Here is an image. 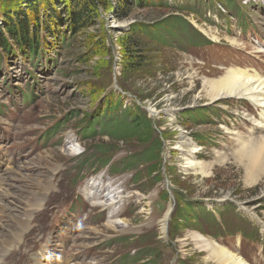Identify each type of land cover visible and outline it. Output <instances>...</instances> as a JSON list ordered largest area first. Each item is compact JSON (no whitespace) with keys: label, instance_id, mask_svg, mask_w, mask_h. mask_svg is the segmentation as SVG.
Here are the masks:
<instances>
[{"label":"rangeland","instance_id":"rangeland-1","mask_svg":"<svg viewBox=\"0 0 264 264\" xmlns=\"http://www.w3.org/2000/svg\"><path fill=\"white\" fill-rule=\"evenodd\" d=\"M19 17L35 53L7 32ZM1 35L0 244L8 227L26 228L0 264L29 249L26 264L43 252L42 264H208L197 233L264 264V177L248 185L232 155L259 113L249 101L199 96L229 61L264 74V47L254 45L264 42V0H0ZM139 108L163 144L157 174L146 160L130 163L149 143L106 132ZM184 139L202 170L185 171ZM220 153L228 158L216 162Z\"/></svg>","mask_w":264,"mask_h":264},{"label":"bare ground","instance_id":"bare-ground-1","mask_svg":"<svg viewBox=\"0 0 264 264\" xmlns=\"http://www.w3.org/2000/svg\"><path fill=\"white\" fill-rule=\"evenodd\" d=\"M208 35L210 37H213L217 42H219V39L217 36L214 35L213 30H208ZM217 42L214 43L218 44ZM262 42L258 40V43L257 42L254 43V45L256 46L255 51H257L258 53L260 51L261 52L263 51V49L262 50L257 49L264 47L263 46L264 42L263 43ZM229 43H231V46L234 47L237 46V47H241L242 49H245V46L242 45V43L239 42L237 39L230 40ZM238 49H234V50L242 51L241 49L240 50ZM227 66L228 67H225V69L228 70H222L223 73L220 75V77L213 76L214 77L213 79H205L203 81V88L201 91L202 94L201 95L199 94V96L202 97L203 99H206L209 104H216L220 101L228 100V99H234L236 101L237 100H245L247 102L249 101L251 102L250 104H252V106L254 107V110L258 111L259 118L258 120L254 121L253 132H251L254 133L255 135L251 134L250 138L244 139L242 141L239 140L240 145L242 146L239 150L234 151L232 154L236 158L237 160L236 162L245 166L246 175L249 180L247 183L248 185H252L254 182L256 181L258 182L260 179L264 177V74L262 72L256 71L254 68H251L247 65H241V63L235 61L227 62ZM192 79H195V77L191 76L190 80ZM231 132L232 131L227 130V133H231ZM232 134L240 137L243 136L241 135L240 132H238V130L233 131ZM256 135H258V137L253 138ZM259 135H262V137H260ZM68 139L73 140L72 136L69 137ZM185 146L189 148V151H187L188 154L185 155L186 156L185 166H184L185 171L197 172L198 170H202L203 163L200 162L199 159L197 158L198 151H196L195 145L192 142V140L186 142L184 139L183 142L179 144V149L183 151V147ZM227 156H228L227 153L224 155L223 153H220L217 157L216 162L221 159L228 158ZM13 161L14 159L10 157L9 162L13 163ZM211 167L212 165L210 166L207 165L206 171L208 170L210 171ZM1 177L2 176H0V178ZM93 186H94L93 184L91 183L89 184V187H93ZM89 191L94 194V192L91 189H89ZM101 192L102 190L98 189V191L94 194L93 198L96 199V196L100 197ZM114 194L115 193L111 191L106 195V197L108 198L110 197L112 200V198H114L113 197ZM117 203L119 202L118 201L116 202L114 200L113 202L110 203V207L115 209ZM172 208L173 206L171 205L169 207L168 213H166L165 220L160 222L162 226V232L164 234L166 233V226L168 225L167 222L170 220L169 212L171 213V211H173ZM119 218L121 217H114L115 223L118 222V225L128 224V221L118 220ZM25 228L26 226L24 224H18L16 228L13 227V231L10 230L12 229L11 227H8L6 229L8 235L7 236L2 235V236L7 237V239L5 240L6 241L8 240L7 242H9V238L11 237L18 238L19 236H23L21 235V233L22 231H24ZM192 237L198 249L206 254V260L208 264H250L246 259L243 258V256L241 257L240 255H236L235 253H233L234 251L231 252L226 247L219 246L218 242L217 244L216 242L207 239L201 233H197ZM6 241L5 243L2 242L0 244V253L4 252V247H5L4 244H6Z\"/></svg>","mask_w":264,"mask_h":264},{"label":"trees","instance_id":"trees-1","mask_svg":"<svg viewBox=\"0 0 264 264\" xmlns=\"http://www.w3.org/2000/svg\"><path fill=\"white\" fill-rule=\"evenodd\" d=\"M11 22L12 25L7 27V32L13 35V37H15L19 42H21L22 45H28L29 53L37 52L40 48V43L36 42V37L33 36L31 39V36L28 35L29 25L27 17L23 19L22 17H19L18 21ZM178 24L179 23H175L173 26H171L170 29L175 30L178 27H184L182 23L180 25ZM0 39V42L5 47L7 46L6 48H8L9 45L7 44V40L5 39V37L1 35ZM188 40L190 41V37ZM138 113L140 115H137ZM137 114H135V116L132 117L130 122H128L127 124L125 122V124H122V121L117 120L114 123L107 122L106 126H108L109 130L106 132H108L110 138L116 141H125L126 138L124 137L136 135L134 136V138L138 137V139L141 140V142H143L144 144L149 143V147L142 153L141 157L138 159H132V162L130 163H137L142 160H146L147 162L151 163L149 169L152 168V174H157L158 168L162 161L161 157L163 151V144L160 139L154 137L153 135L154 132L152 120L147 118L146 114L140 108L137 111ZM109 121H111V119ZM93 132L95 133V129L93 130ZM99 147L102 148V146Z\"/></svg>","mask_w":264,"mask_h":264}]
</instances>
